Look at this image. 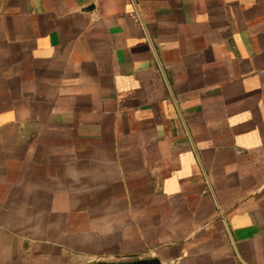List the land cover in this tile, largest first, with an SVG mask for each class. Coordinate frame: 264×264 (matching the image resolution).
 <instances>
[{"label":"crops","instance_id":"obj_1","mask_svg":"<svg viewBox=\"0 0 264 264\" xmlns=\"http://www.w3.org/2000/svg\"><path fill=\"white\" fill-rule=\"evenodd\" d=\"M176 259L264 264V0H0V264Z\"/></svg>","mask_w":264,"mask_h":264},{"label":"water","instance_id":"obj_2","mask_svg":"<svg viewBox=\"0 0 264 264\" xmlns=\"http://www.w3.org/2000/svg\"><path fill=\"white\" fill-rule=\"evenodd\" d=\"M93 7L87 8L86 11H91L93 10ZM137 264H161V262L159 260H152V261H144V262H139Z\"/></svg>","mask_w":264,"mask_h":264},{"label":"built area","instance_id":"obj_3","mask_svg":"<svg viewBox=\"0 0 264 264\" xmlns=\"http://www.w3.org/2000/svg\"><path fill=\"white\" fill-rule=\"evenodd\" d=\"M180 260L176 259V260H171V261H167L161 264H179Z\"/></svg>","mask_w":264,"mask_h":264}]
</instances>
